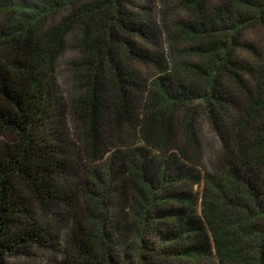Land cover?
<instances>
[{
	"label": "trees",
	"instance_id": "1",
	"mask_svg": "<svg viewBox=\"0 0 264 264\" xmlns=\"http://www.w3.org/2000/svg\"><path fill=\"white\" fill-rule=\"evenodd\" d=\"M133 1L0 0V264H264V0Z\"/></svg>",
	"mask_w": 264,
	"mask_h": 264
},
{
	"label": "rangeland",
	"instance_id": "2",
	"mask_svg": "<svg viewBox=\"0 0 264 264\" xmlns=\"http://www.w3.org/2000/svg\"><path fill=\"white\" fill-rule=\"evenodd\" d=\"M133 2H134L135 5H137V7H134L135 10L142 9V10L148 12V13H151V16L154 15V12L160 6V2L157 1V0H134ZM259 34H260V32L248 33L247 37L245 39L247 41H249V42H255L254 39L257 38ZM158 44H161L162 46H164L165 41L163 39V36H159L158 37ZM150 45H152V43H150ZM70 49H72V47H70ZM70 49H69V47H67V51L66 52L71 53V55H69V56H74V52L72 50L70 52L69 51ZM65 66H66V64L64 63L63 59H60L58 61V65H57L56 69H57V74L59 75L58 76L59 82H60L61 87L64 90V94L66 96L67 95V91L66 90H68V88L66 87V84H65L66 83V67ZM138 70L141 73H145V71L150 72V71H152V66L151 65L139 66ZM66 117H67V115L65 113V118ZM117 177H119V176H117ZM193 191H194V193L196 192L197 196H200L201 185L200 184L199 185H195L194 188H193ZM148 238H149V240H153V239H151L152 236H149ZM23 261H24V259L21 258V259H16V260L12 261V263L18 262L19 264H22ZM30 264H41V261H35V262L31 261Z\"/></svg>",
	"mask_w": 264,
	"mask_h": 264
}]
</instances>
